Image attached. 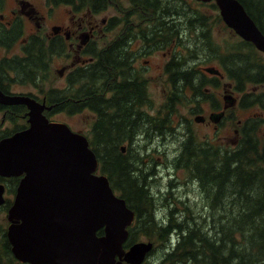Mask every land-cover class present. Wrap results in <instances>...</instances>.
I'll use <instances>...</instances> for the list:
<instances>
[{"label": "flooded vegetation", "instance_id": "1", "mask_svg": "<svg viewBox=\"0 0 264 264\" xmlns=\"http://www.w3.org/2000/svg\"><path fill=\"white\" fill-rule=\"evenodd\" d=\"M166 7L134 4L131 0H0V91L4 94H24L44 102L42 114L49 120H54L53 115L64 110L48 112L59 102L47 103L42 90L59 92V96H65V100H80L81 98L75 97V90L83 89V86L88 84L87 76L93 70L98 110L102 109L103 104L112 103L110 110L113 118L121 123L127 118L131 123L127 126L128 130L123 129L128 132H122L119 136L139 139L145 138L146 133L150 132L149 126L140 130H137L136 126L150 119L149 106L153 97L151 85L159 82L157 89L163 92L164 97L161 108L166 105V97H170L167 95V89L170 92L182 91L188 94L191 90V98L200 97L210 104V119L216 121L213 124L214 129L229 119L230 115V119L237 120L241 128L245 138L243 142L248 137L255 139L256 141L249 142L264 152L263 76H259L260 79L254 83L253 89L244 86L237 90L228 88L235 96L234 105L229 106L227 113H223L218 121L215 120L213 112L227 109L226 97L222 102L210 88L217 85L215 80L221 84L219 81L224 78V71L220 68L222 74L210 73L205 69L210 65L192 62L199 52L183 53L182 39H179L181 35L167 38L165 28L173 23L176 24V32L180 34L181 11L155 14L151 19L149 10ZM135 9L141 19H134ZM254 18L263 20L256 13ZM235 34L238 39L235 44L227 47L228 53L224 56L232 55L224 64L227 67L257 66L248 60L251 54L244 53L243 48L255 50L262 59L264 53L257 49L253 42L236 32ZM200 40L204 42V48L211 49V39ZM172 42L178 46L176 52H172V46H166ZM152 56L158 57L155 64L156 73H150L148 69ZM55 61L61 62V65L54 66ZM194 69L207 81L200 80L198 74L193 72ZM28 74L37 76L34 79L36 83L26 80ZM47 81L50 84L46 87ZM229 82H233L231 85L235 82L236 85L237 80L228 76V80L222 82V87L226 88ZM201 85L205 93L200 90ZM28 86L34 90L24 89ZM236 88L234 86V89ZM234 92L238 94L237 97ZM16 105L25 106L26 110L12 114L14 118L18 122L24 120L28 123V107L25 103L0 101L1 124L7 121L12 123L5 117V111L10 108L12 113ZM81 105V110L89 109L86 103ZM253 105L259 108L256 117L251 119L249 115H234L235 107L246 109ZM199 110L197 108V111ZM92 112L93 121L98 114ZM191 112L197 113L195 109ZM201 122H205L204 117ZM185 125L188 128V122H185Z\"/></svg>", "mask_w": 264, "mask_h": 264}, {"label": "trees", "instance_id": "2", "mask_svg": "<svg viewBox=\"0 0 264 264\" xmlns=\"http://www.w3.org/2000/svg\"><path fill=\"white\" fill-rule=\"evenodd\" d=\"M131 1L134 4L167 6L163 9H149L151 19L155 14L181 11L183 26H188L190 31L198 30L199 39L209 38L207 25H210L208 20L212 15L204 16L191 9L187 3L188 0ZM239 1L264 33V0ZM209 5L217 9L214 1L211 0ZM255 13L263 19H259L262 23L258 18H254ZM218 18L220 19V15ZM175 28L174 24L166 26L165 32L168 39L178 34ZM212 49L215 52L217 47L214 46ZM223 54L220 55L222 66L227 68L229 76L237 80L236 89H241L246 81L256 82L260 79L259 76H263L264 79V64L259 65L262 57L260 58L254 52L249 53L251 56L248 60L259 65L258 69L255 65H253L254 67L244 65L227 67L224 63L232 54L222 57ZM250 68L257 70L254 73H249ZM36 77V75L28 74L26 80L36 83L34 80ZM87 77L89 78L87 79L88 84L84 85L83 89L75 90V97L81 98L80 100H65V96H59V92L42 90L47 103L59 102L52 106L48 112L56 110L77 112L83 108L82 103H86L90 110L96 112L98 108L95 102L97 90L94 88V71H90ZM211 81L212 79H210ZM215 83H218L217 80ZM179 100L172 97L168 101V113L173 111L176 101ZM112 106V103L103 104L102 109L96 112L98 115L94 117L89 134L86 135L97 156L99 172L108 177L112 188L125 199L127 205L135 213L133 222L128 226V237L124 246L128 247L139 241L138 239L142 236L153 242L157 241L158 245L153 246L151 250L154 251L158 246L165 248L159 264L163 261H166L167 264H186L187 262L195 264H264V152L249 142L252 139L248 137L243 144L234 149H223L212 143H199L192 136H188L181 144L179 155L175 157L177 161L175 163L174 160V165L185 166L189 175L193 176L194 180H198V187L202 186L205 191L207 203L204 205L210 210L213 224L211 228H216L214 231H210L209 235L203 228L202 221L192 219L187 220V223L177 222L173 216L176 212L174 207L169 209L168 216L162 222L157 218L152 209V197L146 187L145 175L147 173L135 174L139 168L133 162L140 163V155L137 152L132 154L127 148L124 151L121 149L122 143H127L128 140L131 142V139L119 135L122 132H128L123 129L128 130L127 126H130L131 123L127 121V118L122 123L113 118L110 110ZM10 110L8 108L5 111V117L10 119L13 125L3 128L0 123V138L27 125L26 121L18 122L12 115L22 113L26 110L25 106L16 105L12 113ZM164 120H160L161 125L164 124ZM19 178V176H0V180L5 181L8 190L13 193ZM209 182L210 191L206 188ZM150 194L154 196L152 192ZM228 196V200L225 201ZM230 196H233L235 200L230 199ZM11 202L10 198H5V202L0 204V208L7 211ZM226 205L232 208V215L225 212ZM216 212L219 213L218 216H214ZM6 228L7 222L0 217V264H28L19 261L13 255ZM174 232L178 233L177 239L170 244L171 234ZM97 233H103V229L100 228ZM167 245L171 247L166 249ZM146 259L145 257L143 262L146 263ZM148 262L151 264L150 260Z\"/></svg>", "mask_w": 264, "mask_h": 264}, {"label": "water", "instance_id": "3", "mask_svg": "<svg viewBox=\"0 0 264 264\" xmlns=\"http://www.w3.org/2000/svg\"><path fill=\"white\" fill-rule=\"evenodd\" d=\"M213 1L226 25L264 53V33L242 3ZM0 101L25 103L29 115L28 126L0 138V176H20L7 209L13 255L30 264H141L152 243L124 247L134 211L97 170L88 137L46 118L44 102L28 95L0 91ZM5 188L0 181V204Z\"/></svg>", "mask_w": 264, "mask_h": 264}, {"label": "rangeland", "instance_id": "4", "mask_svg": "<svg viewBox=\"0 0 264 264\" xmlns=\"http://www.w3.org/2000/svg\"><path fill=\"white\" fill-rule=\"evenodd\" d=\"M125 2H128V0H125ZM187 3L191 9L204 16L212 15V17L208 20L210 25H207L209 33L208 39H211V49L204 48V42L201 41L198 37V30L190 31L188 26L182 25L180 34L178 33L176 36L181 35L179 39H182L181 51L183 53H191L195 52V50L199 52L192 62H196L202 65L214 66L219 69L221 68L222 71H224V78L219 81L221 82V84L217 83V85H214L213 88H210L212 89L211 91L214 93V95L219 97L222 102L223 98L226 97L225 109H227L213 112V117H215V120L218 121L222 117L223 113H227V111L229 110V106L232 107L235 102V96L228 88L237 90L234 89L235 82L233 85H231V83L233 82H229L226 88L222 87V82L227 81L229 75L227 74V68H224L222 66L223 64L220 60V55L224 53L222 55L223 57L226 53H228L227 47L235 44L238 38L236 37L234 30L226 25L221 16L220 19L218 18V15H220L218 7L217 9H214L209 5V2L206 1L188 0ZM178 5H181V3H178ZM135 13L136 15L134 19H141V15L139 14L138 10L135 9ZM150 22L153 23L152 20H150ZM173 24L176 26L175 23ZM198 29H200V26H198ZM188 34H190L191 36H187ZM166 46L168 48L172 46V52H176V49L178 48L177 44L173 42L170 44L167 43ZM214 46L217 47V50L215 52H213L212 49ZM243 51L244 53L254 52L260 58L262 57L255 50L249 49L247 47L243 48ZM157 59L158 57L156 56L151 57L150 65L148 66L150 73L157 72V69L155 68ZM262 60L263 61L260 60L259 65H261L262 63L264 64V59ZM59 65H61V62H54V66ZM259 65L257 66V69ZM249 70V73H254L256 71L252 70L251 68ZM193 72L198 74L197 70L195 69ZM198 77L202 81H207V79L204 78L202 74H198ZM211 77L213 78V75ZM158 83L159 82H155L151 85L153 97L151 98L152 103L149 106L150 119L146 123L140 122L138 125L136 124L137 126L135 125L137 130H140L144 126H149L150 132L146 133L145 138L131 139V142L128 140L127 143L124 142L122 143V145L126 146L132 154L133 152H137L140 155V163L133 162L139 168V170L136 171L135 174L139 172L147 173L145 175V181L147 184L146 186L149 195L152 197V209L153 212L157 215V218L162 222V220L166 218V216H168L169 209H172V207H174V211L176 212L173 214V216L176 218L177 222L183 221L184 223H187V220L190 221L192 219H197V221L203 222V228L210 235V231L212 232L216 228H211L213 224L211 221L210 210L204 205L207 203L204 195L205 191L202 189V186L200 188L198 187V180H194V178H192L193 176L189 175L185 166H180L177 164L174 165V160L175 163L177 161V158L175 157L179 155L181 144L188 136H192L199 143H212L215 146L221 147L223 149H234L238 147L245 138L243 137L241 128L239 127L237 120H234L233 118L230 119V115L229 119L222 122L221 124H219V126H217L216 129H214L213 124L216 123V121H212L210 119V104L207 101L201 100L200 97L191 98V95H189L191 94V90L188 91V94L187 92L182 91L170 92L169 89H167V95H170V97H166V105L161 108L160 104L163 102L164 97L163 92L157 89ZM254 83V81H246V83L244 84V88L246 87L248 89H253ZM49 84L50 82L47 81L46 87ZM24 89L34 90L31 86H28ZM200 90L202 91V93H205L202 85L200 86ZM193 91L194 90H192V92ZM234 94L236 95V97L238 96L237 93L234 92ZM172 97L178 98L180 100L176 101V105L173 111L168 113L169 109L167 107V103ZM237 107L233 109L234 115L236 117H244L249 115V118H254L259 114V112L257 111L259 110V108L254 105L246 109H238ZM197 108L200 110L197 111ZM194 109L197 113L191 112ZM217 113L219 115H216ZM1 115L2 113L0 111V118ZM199 115L204 117V123L201 122V119H196L197 117H199ZM92 118L93 112L89 109L71 113L64 110L53 115L54 120L65 122L73 130L80 131L85 135L89 134ZM162 119L165 120L164 124L161 125L160 120ZM185 122H188V128L186 127ZM12 125L13 124L9 121L2 123L3 128L7 126L11 127ZM234 129L238 132L236 133ZM2 182H4L6 186L4 192L5 198H10L12 200L13 192H10L8 190L5 181ZM206 188L208 189V191H210V182L206 185ZM158 191H160V193H158ZM115 192L117 193V191ZM150 192H152L155 196L150 194ZM228 198L229 196L225 199V201H227ZM231 198L232 200H235L233 196H230V199ZM225 208L227 209L225 210V212H228L230 215L233 214L232 208L229 205H226ZM218 215V212L214 214V216ZM0 217L7 222V225L9 224L10 221L7 219L6 209L0 208ZM203 218H205V220H202ZM226 219L227 218L225 217V220ZM177 235L178 233L176 232L171 234L170 244L176 241ZM148 239L149 238L145 236H142L138 239L139 241H149L152 243L151 248L147 251L148 253H146V255L144 256V258H147L146 263L143 262L142 264H149V260L151 261V264H159L161 261V255L163 251H165V248L162 246H158L154 251L151 250L153 246L158 245V242H153ZM165 247L166 249H168L171 246L167 245ZM161 264H167V262L163 261L161 262ZM186 264L195 263L187 262Z\"/></svg>", "mask_w": 264, "mask_h": 264}, {"label": "bare ground", "instance_id": "5", "mask_svg": "<svg viewBox=\"0 0 264 264\" xmlns=\"http://www.w3.org/2000/svg\"><path fill=\"white\" fill-rule=\"evenodd\" d=\"M122 146L124 147V150L127 148V147L124 146V145H122ZM95 155H96V154H95ZM96 159H97V156H96ZM96 164H97V170H98V166H99V165H98V159L96 160ZM127 237H128V236H127ZM136 242H137V241H136ZM134 243H135V242H134ZM129 246H130V245H129ZM129 246H128V247H129Z\"/></svg>", "mask_w": 264, "mask_h": 264}]
</instances>
